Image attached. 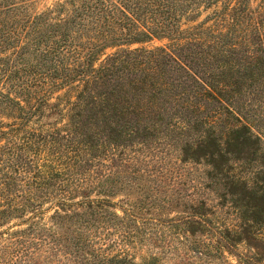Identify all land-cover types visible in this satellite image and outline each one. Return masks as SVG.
Instances as JSON below:
<instances>
[{"label":"trees","instance_id":"obj_1","mask_svg":"<svg viewBox=\"0 0 264 264\" xmlns=\"http://www.w3.org/2000/svg\"><path fill=\"white\" fill-rule=\"evenodd\" d=\"M33 8L0 0V264H162L155 245L214 231L208 200L167 196L166 146L256 208L264 178L235 165L264 169V0Z\"/></svg>","mask_w":264,"mask_h":264},{"label":"rangeland","instance_id":"obj_2","mask_svg":"<svg viewBox=\"0 0 264 264\" xmlns=\"http://www.w3.org/2000/svg\"><path fill=\"white\" fill-rule=\"evenodd\" d=\"M67 1L70 0H31L34 3L33 9L37 12H43L59 2L66 3ZM164 44L166 42H153L146 44L145 47L152 48ZM46 123L55 126L60 124L59 127H61L65 121L63 119H50ZM259 123L260 129L264 133V121H259ZM174 138L178 139L177 137ZM160 150L164 151L163 155L168 156V158L161 161L159 159L163 155H159V158H155L153 166L159 170L164 167L167 171L161 177L164 181L165 191L168 193L167 196L171 197V200H180V203L208 200L209 208L213 207L214 212V215H209L208 219L216 226L212 232L208 230L189 238V243L203 244V247L200 246L198 248L199 252L196 253L188 250L191 246L189 243L179 245V242L175 239H173L175 243L171 247L168 244L165 246L162 244L155 245L153 253H157L162 264H264V193H259L258 199H260L251 203L250 206L257 205L256 208L248 210L241 217L232 207L234 198L231 196L223 198L221 196L225 192L221 187L220 180L214 179L215 182H211L207 178L209 168L203 165L195 166L192 163H181L176 146L174 149L171 146H166L160 148ZM235 166V173L241 178L250 179L252 183L256 180L255 174L259 179L264 178V169H261L258 162ZM150 167L152 169V164ZM181 207L178 209L167 208L162 213L164 219L185 216L182 212L184 209ZM46 219L48 220L49 216ZM226 228L233 231L230 236L232 241H225L221 237L220 232ZM169 239L167 237V240ZM148 255L150 254L145 248L134 257L139 263L145 260ZM45 257L47 255L42 254V257L38 259V264H57L46 262ZM57 260H61V258H57Z\"/></svg>","mask_w":264,"mask_h":264}]
</instances>
